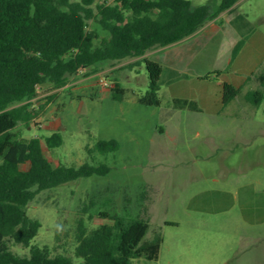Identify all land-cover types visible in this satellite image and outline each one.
<instances>
[{
    "label": "rangeland",
    "instance_id": "rangeland-1",
    "mask_svg": "<svg viewBox=\"0 0 264 264\" xmlns=\"http://www.w3.org/2000/svg\"><path fill=\"white\" fill-rule=\"evenodd\" d=\"M206 2L220 0H192L193 5ZM234 15L246 18L259 47L264 42V0H240ZM89 24L106 34L93 20ZM232 43L230 35L222 34L209 44L191 77L210 75L209 83L215 85L219 68L229 72ZM260 53L254 52L258 64L241 93L218 106L177 104L161 81L163 106L139 103L149 87L141 59L152 56L151 51L96 71L82 70L60 88L49 83L39 87L31 100L37 115L18 125L21 136L60 132L62 145L49 149L43 142L44 155L54 165L103 163L110 170L43 190L30 201L27 214L41 222L31 244L73 255L77 214L86 205L94 214L86 221L89 229L111 223L98 215L107 211L146 218L150 227L145 240L162 235L159 258H136L133 264H264V98L259 104L246 98L249 91L264 93L257 80L264 70ZM115 79L125 89L122 101L111 97ZM101 139H116L119 149L89 153ZM10 247L20 256L29 255V247ZM74 263L82 264V259L74 257Z\"/></svg>",
    "mask_w": 264,
    "mask_h": 264
},
{
    "label": "trees",
    "instance_id": "trees-1",
    "mask_svg": "<svg viewBox=\"0 0 264 264\" xmlns=\"http://www.w3.org/2000/svg\"><path fill=\"white\" fill-rule=\"evenodd\" d=\"M237 1L193 5L192 0H114L101 4L97 0H0V264H75L74 257L81 258L82 264H133L136 258H159L163 237L157 233L154 239L145 240L150 227L146 218L101 211L98 215L111 223L89 229L86 221L94 214L88 213L86 205L77 214L73 255L32 245L41 222L27 214L30 201L43 190L105 175L110 168L90 162L54 165L44 155L43 142L49 149L58 147L63 143L62 134L27 139L17 127L36 117L31 100L42 85L60 88L82 70L96 71L100 65L144 56L152 49L179 42ZM90 20L106 34L101 36L90 27ZM141 60L148 71L149 87L138 102L159 107L163 66L148 57ZM257 80L264 87V70ZM221 86L223 104L243 89L229 82ZM124 96L125 89L115 79L112 99L122 101ZM246 98L259 104L264 93L249 91ZM176 103L181 104V100ZM118 149L116 139H101L88 151L107 154ZM22 164L28 168L22 169ZM59 237L57 230L56 240ZM10 243L29 247V255L14 253Z\"/></svg>",
    "mask_w": 264,
    "mask_h": 264
},
{
    "label": "crops",
    "instance_id": "crops-1",
    "mask_svg": "<svg viewBox=\"0 0 264 264\" xmlns=\"http://www.w3.org/2000/svg\"><path fill=\"white\" fill-rule=\"evenodd\" d=\"M239 2L240 0L191 36L174 44L150 50L152 56L148 58L158 61L163 66L160 81L168 86L173 102L176 103V100L179 99L186 101L187 104H196L202 107L218 106L221 104L220 102L223 103L222 82L245 87L253 67L258 64L254 59V52H261L260 54L263 52L264 54V42L261 41L262 45L257 47L258 42L253 41L250 24L246 18L242 15H234ZM222 34H228L233 39L231 56L227 61L228 67L226 66L229 68L227 75L223 68H219L217 73L219 80L213 86L209 83L212 78L204 79V74L200 72L194 74L195 78L191 77L192 68H198L196 61L202 51ZM254 49H259V51ZM160 90L162 92L161 85ZM214 91L217 96H213ZM162 106L163 102L159 108Z\"/></svg>",
    "mask_w": 264,
    "mask_h": 264
},
{
    "label": "built area",
    "instance_id": "built-area-1",
    "mask_svg": "<svg viewBox=\"0 0 264 264\" xmlns=\"http://www.w3.org/2000/svg\"><path fill=\"white\" fill-rule=\"evenodd\" d=\"M105 84H107V83H105Z\"/></svg>",
    "mask_w": 264,
    "mask_h": 264
}]
</instances>
